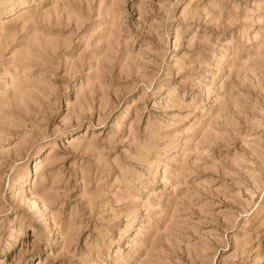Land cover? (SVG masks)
<instances>
[{
    "label": "rangeland",
    "instance_id": "1",
    "mask_svg": "<svg viewBox=\"0 0 264 264\" xmlns=\"http://www.w3.org/2000/svg\"><path fill=\"white\" fill-rule=\"evenodd\" d=\"M0 264H264V0H0Z\"/></svg>",
    "mask_w": 264,
    "mask_h": 264
}]
</instances>
